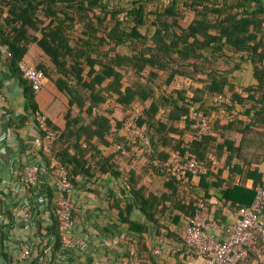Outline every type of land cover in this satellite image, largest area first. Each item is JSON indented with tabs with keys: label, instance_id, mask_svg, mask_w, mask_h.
Segmentation results:
<instances>
[{
	"label": "trees",
	"instance_id": "16d2710c",
	"mask_svg": "<svg viewBox=\"0 0 264 264\" xmlns=\"http://www.w3.org/2000/svg\"><path fill=\"white\" fill-rule=\"evenodd\" d=\"M249 1L253 0H176L148 11L138 7L129 21H120L117 11L110 19L105 10L97 14L94 9L98 0H0V54L2 48L10 52L7 66L21 81L34 117L41 113L37 93L19 69L31 45L40 49L43 58L37 68L44 72L46 80H54L58 91L68 100L63 130L46 118V125L56 133L54 138H48L36 120L44 137L47 135L50 140L53 157L65 166L75 187L80 177L110 175L126 181L128 206L126 214L121 209L118 213L138 233L139 247L133 258L137 264L144 255L152 260L149 228L130 221L127 215L136 207L148 220L157 221L156 214L165 211V203L172 201V197L166 193L159 201L148 195L147 186L136 179V172L119 166L118 159L125 153L142 147L149 170L166 176L173 193L181 181L168 173L164 164L175 158L158 153L156 148L169 146L172 151H179L184 161H204L210 172L202 177V187L220 185L223 200L238 205L240 210L252 205L256 188L263 183L262 174L251 161H264V116H259L264 115V7L245 13L243 9ZM147 25L146 33L142 29ZM231 54L252 63L259 82L257 88L239 93L237 85L228 79L226 73L230 71L224 68L230 64ZM180 77L204 85L171 89ZM189 89L194 90V96L188 95ZM243 93L248 97L244 98ZM217 95L229 96L231 104H215L213 98ZM246 101L254 102L251 109L258 112L257 120L249 124L231 118L236 105ZM136 103L143 106L139 113L132 110ZM191 108L208 118L206 132H202L197 120L189 118ZM116 110L122 113L120 118L113 115ZM245 114L250 117L251 110ZM221 116L230 118L227 125L219 122ZM132 118L144 131V137L136 141L120 132ZM181 120L195 127L197 140L187 143L170 137L178 133L176 123ZM214 131L223 133L225 141L219 142L212 153L218 159L225 156L224 168L233 177L240 176L239 184L225 185L221 172L211 171L212 143L217 141ZM237 133L240 135L236 138ZM146 138L153 148L147 154L141 146ZM96 141L108 148H118L105 156ZM252 142L259 144L258 149L248 151L245 145ZM234 159L239 163L233 165ZM250 180L251 188L247 186ZM111 195L114 202L116 197ZM174 207L178 209L180 204ZM51 217L48 232L54 240L56 258L61 252L62 237L54 204ZM42 227L38 222V232ZM181 240L184 242L182 235ZM47 247L40 246L33 264L45 257ZM53 264L58 261L55 259Z\"/></svg>",
	"mask_w": 264,
	"mask_h": 264
},
{
	"label": "crops",
	"instance_id": "0c3cea01",
	"mask_svg": "<svg viewBox=\"0 0 264 264\" xmlns=\"http://www.w3.org/2000/svg\"><path fill=\"white\" fill-rule=\"evenodd\" d=\"M138 7H145L148 11L154 7L159 8L160 4L156 0H98V6L95 7L94 11L100 14L102 10H105L108 12L107 19L112 17L113 11H117V18L120 21H129L132 18L131 14ZM263 7L264 0H253L245 3L243 10L245 13H252L259 11ZM187 20L186 18L184 21ZM148 28L147 25L146 28L142 29L143 32L147 33ZM6 52H9L7 48H2L0 54V183L2 180L19 179V171L23 161L44 159L50 162L54 159L50 140H47V135L44 137V133L36 124L32 109L27 106L21 81L11 74L10 68L7 66L8 57H6ZM231 56L230 64L226 65L224 69L230 71L226 73L227 77L237 85L239 93H242L243 89L246 88H257L259 82L255 77L252 63L247 58L242 60L241 55L231 54ZM42 60L40 49L36 45H31L28 56L24 61L37 68V64ZM191 85L195 88H201L204 82H193L188 78L180 77L172 84L171 89L187 88ZM187 92L190 96L195 94L194 90L189 89ZM227 93L230 94L229 92ZM243 97L247 98L248 94L243 93ZM37 102L40 114L63 130L65 127L64 113L67 110L68 100L58 91L54 80L45 81L42 90L37 93ZM253 104L254 102L252 101L237 104L236 111L231 118L246 121L248 124L253 119L257 120L258 112L251 109ZM112 107H115L114 100L111 102ZM142 109L143 106L140 103H136L132 110L139 113ZM249 110H251L250 117L245 114ZM118 113L122 115L119 110H116L113 115L116 118H120L121 116H118ZM259 116L264 115L259 113ZM218 120L222 125H227L230 118L221 116ZM176 126L178 133L170 134L171 138H175L178 142L181 140L187 143L197 140L194 126L188 125L184 120L176 123ZM120 132L121 135H124L123 128ZM8 135L12 139L6 140ZM239 135L237 133L236 138ZM213 136H215L217 141L212 143L210 158L213 163L211 171L215 174L221 172V179L225 182V185L229 183L239 184L240 176L233 177L229 169L224 168L225 156L218 159L212 153L219 142L225 141L223 133L214 131ZM95 143L105 156H109L115 151L114 148H118V146L113 148L105 147L98 141ZM237 144H239V139ZM258 145L252 142L245 146L250 151L258 149ZM141 146L146 149V154L153 151L148 138L142 142ZM184 146V143L181 144L182 148ZM2 150L5 151L4 154H2ZM156 151L162 154H169L173 158L179 157L182 159L183 157L179 151H172L169 146H159ZM143 153L142 147L134 148V153L128 152L121 159L117 158L119 160L118 164L123 169H133L136 172V179L147 186L148 195L151 194L160 201L166 193H171L172 201H166L165 211L156 214L155 218L157 221L148 220L136 207L127 215L130 221L140 222L149 228L152 260L150 261L144 255L139 259V263L202 264L204 258L192 253L181 240L182 226L185 224L186 219L195 213L196 200L206 197L208 207L206 218L208 222L219 224L223 227L234 224L240 215V208L238 205L223 200L220 185H211L209 189L202 187L203 176L189 175L181 180L177 191L173 193L166 176L156 175L149 170L148 160ZM136 156L140 159H136ZM251 162H253V167L258 168L262 174V186H264V161L259 163L256 161ZM236 163H239V161L234 159L233 165ZM207 168L209 171L210 168L208 166ZM40 185V188L48 192L52 198L57 196L50 178L43 179ZM247 186L251 188L253 181H248ZM112 193L116 197L114 202L111 198ZM208 194L209 198H207ZM70 198L76 205L74 238L84 246L82 250L74 249L69 252L68 255L73 264H137L133 258L139 247L138 233L132 230L130 223L124 222L118 213L119 209H126L129 200L126 181L123 178H114L110 175H102L97 178L80 177L78 185L75 187V192ZM179 204L180 208L174 207V205L179 207ZM4 206L11 213L10 210L15 206L12 197L7 198ZM182 206H185V211L183 212ZM37 221L41 222L43 227L49 230L52 226L51 208L41 204ZM39 235L34 227H28L23 224L14 225L11 234L0 233V257L12 262L17 257L21 242H32L35 248L40 249ZM160 245H163L162 253L159 255L155 254L156 247ZM58 264L60 263L58 262Z\"/></svg>",
	"mask_w": 264,
	"mask_h": 264
},
{
	"label": "built area",
	"instance_id": "2783aa9c",
	"mask_svg": "<svg viewBox=\"0 0 264 264\" xmlns=\"http://www.w3.org/2000/svg\"><path fill=\"white\" fill-rule=\"evenodd\" d=\"M160 5H168L176 0H156ZM6 52V57H10ZM21 73L30 81L33 90L38 93L42 90L46 76L42 70L30 65L26 61L19 63ZM215 104H231L227 95H217L213 98ZM189 118L198 121L202 132L209 128V120L203 112L191 108ZM42 130L48 138L55 137V132L46 125V117L36 113ZM124 136L136 141L144 137V131L134 121H127L123 126ZM7 139H12L6 136ZM5 151L2 150V154ZM168 173L173 174L177 180H183L188 175L204 176L208 173L207 164L195 159L182 160L176 157L164 164ZM20 178L2 180L0 183V233L11 234L14 225L23 224L34 227L38 231V213L40 205L51 208L57 207L59 230L62 237L61 252L55 258L53 251L54 240L49 238L46 227H42L39 235V245L45 249V257L38 264H51L55 259L60 264H73L68 255L74 249H83L84 246L74 238L76 224V205L70 198L75 192V186L68 177L67 170L55 158L50 162L44 159L37 161H23ZM50 178L51 184L57 193L52 198L48 192L40 188L41 181ZM254 202L249 207L241 208L239 217L232 226L223 227L219 224L209 223L206 218L208 210L206 201L198 198L195 203V213L188 217L182 226L181 234L187 248L194 254L204 258L202 264H264V186H257ZM8 197H12L15 206L10 210L4 206ZM38 248L34 243L26 241L20 243L17 257L12 262L0 257V264H32L38 256ZM163 245L156 247L155 254H161Z\"/></svg>",
	"mask_w": 264,
	"mask_h": 264
},
{
	"label": "rangeland",
	"instance_id": "374dc122",
	"mask_svg": "<svg viewBox=\"0 0 264 264\" xmlns=\"http://www.w3.org/2000/svg\"><path fill=\"white\" fill-rule=\"evenodd\" d=\"M127 80H128V81H131V80H130V77H127ZM106 110H107V109H105V111H106ZM133 111H134V113L136 112L135 110H133ZM132 113H133V112H132ZM132 115H133V114H132ZM118 116H121V114L118 113ZM129 121H133V118L130 119Z\"/></svg>",
	"mask_w": 264,
	"mask_h": 264
}]
</instances>
